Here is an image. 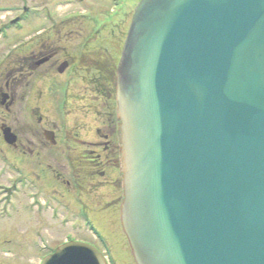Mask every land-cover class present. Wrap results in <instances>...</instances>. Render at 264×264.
I'll return each mask as SVG.
<instances>
[{
	"label": "water",
	"instance_id": "obj_1",
	"mask_svg": "<svg viewBox=\"0 0 264 264\" xmlns=\"http://www.w3.org/2000/svg\"><path fill=\"white\" fill-rule=\"evenodd\" d=\"M115 80L135 264H264V0H139Z\"/></svg>",
	"mask_w": 264,
	"mask_h": 264
},
{
	"label": "flooded vegetation",
	"instance_id": "obj_2",
	"mask_svg": "<svg viewBox=\"0 0 264 264\" xmlns=\"http://www.w3.org/2000/svg\"><path fill=\"white\" fill-rule=\"evenodd\" d=\"M65 2L79 5L82 1ZM45 6L29 9L13 4L7 10L0 5V142L15 153L17 161L5 153L0 162L16 175L13 186L5 190L14 193V201L18 198L19 202L6 204L0 210V221L19 212L16 221L27 228L30 251L36 258L58 246L53 242L55 225L63 232L72 220L78 224L92 221L99 211L96 208L118 207L120 200L119 190L115 199L102 204L101 188L116 192L120 185L114 100L118 44L113 30L105 31L101 25L121 10L108 11L103 18L90 12L56 15ZM28 20L35 27L25 37L23 31L28 29L23 26ZM88 21L90 26L75 27ZM101 34L111 42L101 44L97 39ZM69 105L70 111L91 115L94 123L105 108V119L87 126L75 117L72 126L62 129L52 113L55 107L63 113ZM0 152H4L2 148ZM106 167L116 175L103 181ZM92 192L89 204L86 195ZM44 228L45 235L40 233Z\"/></svg>",
	"mask_w": 264,
	"mask_h": 264
},
{
	"label": "rangeland",
	"instance_id": "obj_3",
	"mask_svg": "<svg viewBox=\"0 0 264 264\" xmlns=\"http://www.w3.org/2000/svg\"><path fill=\"white\" fill-rule=\"evenodd\" d=\"M67 0H0V5L6 6V9L12 8L13 4H20L23 6L28 7L31 9V6H37L40 7L45 6L43 8L48 7L49 9H53L55 11L56 15L64 14V13H71L74 12H90L92 16H95V14L102 15L104 18L105 16L109 15L108 11L111 7V2L113 0H82L81 4L77 5H71L68 2H65ZM119 1V7L118 9L121 10L117 16L113 17L111 20L105 22L103 21L102 27H106L105 31H112L115 33L114 38L117 41L118 44V55L120 54V49L122 42L125 37L126 29L128 26V22L133 10L134 4L137 2V0H118ZM113 5V4H112ZM116 7V6H115ZM115 7L112 6V13L116 12ZM116 7V9H117ZM42 8V9H43ZM12 13V12H11ZM11 13L6 14V16H11ZM93 19V18H92ZM91 23L88 21L86 22H78L75 27H86L90 26ZM25 29H28L24 34L25 37L29 36L30 33H32V30L34 29V24L32 20H28L27 23L23 26ZM109 31V32H110ZM113 36V35H112ZM98 41L101 42L103 45H107L111 42L107 35L101 34L99 36ZM73 43H78V41L74 40ZM13 42H11L12 44ZM109 54H111V51H108ZM115 64V61L113 62ZM57 99V98H56ZM56 103V101L54 102ZM70 108L72 106L69 105V108H66L65 111H60L58 113L57 108L53 110V120L55 124H58V126L62 129L69 128V126L73 125L74 118L77 117V122L84 123V125H90V123H94L92 121V116H85L82 113H78L77 110L72 109L70 111ZM11 112H14L13 110ZM105 108L102 109V113L98 115L97 123L99 124L100 119H105ZM5 116L7 117L8 114ZM97 123H94L97 124ZM100 126V125H99ZM66 127V128H65ZM85 131H80L81 135H84ZM61 137V136H60ZM0 148L3 149L4 152H0V156H3L5 153L12 157V160L15 162L16 159L13 158L15 156V153H12L11 151L5 150V147L3 143L0 142ZM56 155L59 154V152H55ZM63 160V158H62ZM19 163V162H18ZM105 168V167H104ZM105 172V177L103 179L107 180L110 179L109 176L114 177L116 175V171L113 169V171L106 167V169H103ZM114 172V173H113ZM14 173V172H13ZM11 172V169L8 167L7 164H3L0 162V185L11 187L14 184V180L16 179V175ZM108 173H111L109 175ZM4 189L0 187V207L5 206L6 200H1L3 198H6L7 195L3 194ZM103 202H109L111 198H114L118 196L119 189L117 188V191L110 192V190L106 187L101 188ZM110 196H108V194ZM4 195V196H3ZM93 195L92 193H87L86 199L88 203L90 204V196ZM3 196V197H2ZM18 198L16 201H14L17 204ZM19 203V202H18ZM115 203V202H114ZM13 205V203H11ZM111 206L107 208L106 206H102L99 209L98 212H95L94 220H92V225L87 226L85 223H82L79 227H74L73 223H67L64 227V230L62 232L61 228L57 227V225L53 228V242H58L63 238L64 233H68V237L71 241H84L87 243H90L97 248L100 247L99 241L96 239V237L93 235V233H98L101 237H103L110 245L111 255L116 257V259L119 261V264H134L132 262L129 249L126 243V240L124 238V235L122 234L120 230V226L117 222V212H116V204L107 205ZM17 207V206H16ZM15 207V208H16ZM71 207H73L71 205ZM2 208V207H1ZM0 208V210H1ZM19 206L17 207V209ZM9 209V207H8ZM20 209V208H19ZM18 209V210H19ZM21 211V210H19ZM94 212V211H93ZM19 212L16 211L12 214L11 219H3L0 221V261L4 262L5 264H35L36 262V256L30 251V234L27 233V228L24 227V224H19L16 219H18ZM91 218V216H89ZM22 226L24 228H22ZM25 229V230H24ZM47 228H44L40 231L41 234L45 235ZM61 230V231H60ZM7 238L10 240L9 243H2L1 241ZM13 241H16L13 242ZM19 241V242H17Z\"/></svg>",
	"mask_w": 264,
	"mask_h": 264
}]
</instances>
